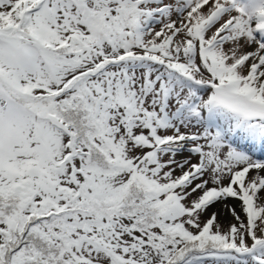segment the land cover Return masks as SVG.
<instances>
[{
  "label": "snow or ice",
  "instance_id": "1",
  "mask_svg": "<svg viewBox=\"0 0 264 264\" xmlns=\"http://www.w3.org/2000/svg\"><path fill=\"white\" fill-rule=\"evenodd\" d=\"M0 264H264V0H0Z\"/></svg>",
  "mask_w": 264,
  "mask_h": 264
},
{
  "label": "bare ground",
  "instance_id": "2",
  "mask_svg": "<svg viewBox=\"0 0 264 264\" xmlns=\"http://www.w3.org/2000/svg\"><path fill=\"white\" fill-rule=\"evenodd\" d=\"M220 216L223 217V218H229L230 215L227 213V210L224 209L222 206H221V212H220ZM220 219V218H219ZM221 220V219H220Z\"/></svg>",
  "mask_w": 264,
  "mask_h": 264
},
{
  "label": "rangeland",
  "instance_id": "3",
  "mask_svg": "<svg viewBox=\"0 0 264 264\" xmlns=\"http://www.w3.org/2000/svg\"><path fill=\"white\" fill-rule=\"evenodd\" d=\"M237 211H239V207L237 206ZM221 220H220V222L222 223V224H227V222L231 219V217H229V218H223V217H219Z\"/></svg>",
  "mask_w": 264,
  "mask_h": 264
}]
</instances>
